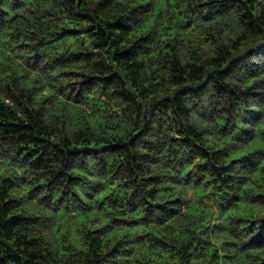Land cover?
I'll return each mask as SVG.
<instances>
[{
	"label": "trees",
	"instance_id": "trees-1",
	"mask_svg": "<svg viewBox=\"0 0 264 264\" xmlns=\"http://www.w3.org/2000/svg\"><path fill=\"white\" fill-rule=\"evenodd\" d=\"M0 153V264H264V2L0 0Z\"/></svg>",
	"mask_w": 264,
	"mask_h": 264
},
{
	"label": "clouds",
	"instance_id": "clouds-1",
	"mask_svg": "<svg viewBox=\"0 0 264 264\" xmlns=\"http://www.w3.org/2000/svg\"><path fill=\"white\" fill-rule=\"evenodd\" d=\"M262 2H264V0H262ZM65 83H67V81H65ZM168 94L171 95V93ZM157 95H160V93H158ZM148 99L151 100L152 97L149 96ZM144 103L147 105V101H144ZM110 123L112 124L113 127H115L116 123H120L122 125L114 133H112V135H124L126 132L132 133L133 135L135 134L133 132L135 121H132L130 119L128 121H125L123 117H121V121L119 122L112 121ZM103 134L106 136L109 135L106 129L104 130ZM64 136H67L69 139H75L78 143L83 144L85 147L91 146L92 142H96L98 144L100 141V135L99 134L93 135L91 131L84 134L83 139L80 136L73 137L71 132H64V131L57 132V137L62 138Z\"/></svg>",
	"mask_w": 264,
	"mask_h": 264
},
{
	"label": "rangeland",
	"instance_id": "rangeland-1",
	"mask_svg": "<svg viewBox=\"0 0 264 264\" xmlns=\"http://www.w3.org/2000/svg\"><path fill=\"white\" fill-rule=\"evenodd\" d=\"M241 80H242V77H241V79H239V78H235L232 82L233 83H240L241 82ZM1 154V153H0ZM1 157V156H0ZM1 159V158H0Z\"/></svg>",
	"mask_w": 264,
	"mask_h": 264
}]
</instances>
